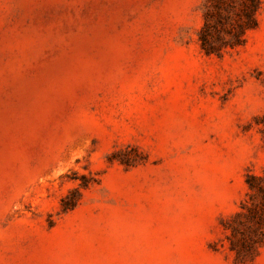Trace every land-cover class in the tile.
Listing matches in <instances>:
<instances>
[{
	"label": "rangeland",
	"instance_id": "obj_1",
	"mask_svg": "<svg viewBox=\"0 0 264 264\" xmlns=\"http://www.w3.org/2000/svg\"><path fill=\"white\" fill-rule=\"evenodd\" d=\"M259 1L0 0V264H264Z\"/></svg>",
	"mask_w": 264,
	"mask_h": 264
},
{
	"label": "trees",
	"instance_id": "obj_2",
	"mask_svg": "<svg viewBox=\"0 0 264 264\" xmlns=\"http://www.w3.org/2000/svg\"><path fill=\"white\" fill-rule=\"evenodd\" d=\"M211 1V8L205 13V23L199 32L200 47L205 54L215 52L218 43L223 45L237 46L242 44L244 35L247 30H252L256 27L257 18L256 12L259 7V0H243L240 2L239 13L235 15L223 14L218 10L220 3H224L226 0H209ZM228 2H232L229 0ZM213 24V25H212ZM214 26L217 36L213 37L210 28ZM224 36H223V34ZM221 35V36H220ZM263 179L255 175H249L246 185L251 192L259 193L263 201L259 205H253L251 207L242 206L247 211V215L256 223V228H261L264 234V187L260 186L258 182ZM242 207V208H243ZM261 233V234H262ZM262 242V240L248 243L246 240H241L240 245L232 241L231 250L237 255H240L241 250L248 251L254 248V244Z\"/></svg>",
	"mask_w": 264,
	"mask_h": 264
}]
</instances>
